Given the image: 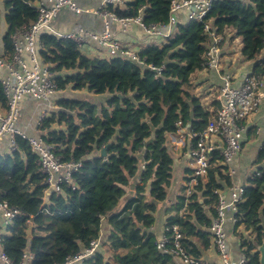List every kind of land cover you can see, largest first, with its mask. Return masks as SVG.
I'll use <instances>...</instances> for the list:
<instances>
[{
  "label": "trees",
  "instance_id": "obj_1",
  "mask_svg": "<svg viewBox=\"0 0 264 264\" xmlns=\"http://www.w3.org/2000/svg\"><path fill=\"white\" fill-rule=\"evenodd\" d=\"M36 1L3 0L8 29L0 57L12 56V33L37 19ZM172 1L127 0L124 7L111 4L109 9L122 18L141 17L146 25L165 24ZM207 23L216 34L234 30L242 38V54L256 61L255 73L264 75V0H215L201 21L181 20L171 37L140 47L139 60L120 53L87 55L73 38L41 34V56L51 64L61 91L57 108L38 128L57 154L81 161L82 166L73 174L75 187L64 183L61 192L46 198L45 178L28 140L19 136L18 149L0 154V200L21 211L10 234L2 238L4 253L14 263L29 250L34 254L32 264H63L68 255L83 251L101 235V247L88 264H177L174 255L157 247L152 228L172 185L174 152L169 134L178 130L179 122L203 130L219 106L214 100L213 109L207 108L192 82L194 74L207 67L211 41ZM68 88L87 95L68 96ZM95 94L105 97L95 101L90 96ZM6 104L0 82V106ZM255 164L245 200L234 214V233L248 264H261L264 143ZM185 172L187 181L194 170ZM197 179L190 195L183 185L166 209L165 228L177 225L186 251L203 258L212 244L210 227L219 191L232 185L218 150L210 153L207 174Z\"/></svg>",
  "mask_w": 264,
  "mask_h": 264
},
{
  "label": "built area",
  "instance_id": "obj_2",
  "mask_svg": "<svg viewBox=\"0 0 264 264\" xmlns=\"http://www.w3.org/2000/svg\"><path fill=\"white\" fill-rule=\"evenodd\" d=\"M39 2L38 17L29 25L15 30L11 37L14 44V52L10 58L0 57V82L7 99L6 107L0 109V143L8 139V152L18 149V137L28 140L31 151L37 156L39 172L44 175L46 184V198L51 192H61L64 183L73 184V174L82 166L81 161L66 160L55 152L54 144L48 142L43 136H31L26 134L18 126L20 116L21 99L29 94L32 97L48 103L50 98L61 90L55 80V72L51 70V64L46 63L41 56V34L52 32L56 36L69 37L76 40L81 46L89 40L97 42L108 49L109 55L124 54L135 60H139L137 50L124 46L119 40L112 37L110 32L111 22L117 21L122 25L137 22L144 28L148 41L165 39L174 34L179 21L202 20L211 9L215 0H173L170 17L165 24L146 25L141 17L122 18L110 11L109 5L122 6L127 0H102L95 13L102 16L105 24L104 30L96 32L80 28L74 32L60 34L52 27V21L60 10L68 7L75 12L83 9L76 0H45ZM48 2V3H47ZM180 13L185 14L181 17ZM214 43L206 51L207 67L220 70V54L217 46L221 35L211 31L209 23L205 26ZM156 43V42H154ZM29 56V60L24 57ZM7 74L3 75L2 70ZM222 85L219 92L220 106L215 110L207 126L201 130H193L190 126L181 125L175 133L187 134L183 144L188 145L187 155L189 164L194 170L190 179L186 181L187 195L194 191L198 183V176L207 174L210 168V153L218 150L223 157V164L228 170L232 185L231 200L227 201L219 191L220 197L216 205V216L211 224L210 231L212 244L217 250L220 264H248L246 255L234 260L229 251L228 234L226 227L228 222L235 223L237 204L245 200L246 184L235 179V170L232 163L243 148L246 126L244 120L256 112L264 103V75L255 72L246 74L241 83L236 85L229 73L222 76ZM50 114V106L43 108L40 113L41 122ZM73 187L74 184H73ZM0 213L4 218V224L10 228L13 226L21 211L11 206L7 201L0 200ZM183 215V212H180ZM105 219V216H102ZM28 222L32 224V220ZM170 233V234H168ZM182 233L177 225L165 228L164 233L157 238V247L164 253L172 254L184 264H213L203 258L190 255L182 244ZM102 244L101 235L90 241L86 248L76 254L68 255L63 264H88L87 260L94 256ZM0 259L5 264L14 263L4 252ZM34 254L26 250L23 259L18 264H32Z\"/></svg>",
  "mask_w": 264,
  "mask_h": 264
},
{
  "label": "crops",
  "instance_id": "obj_3",
  "mask_svg": "<svg viewBox=\"0 0 264 264\" xmlns=\"http://www.w3.org/2000/svg\"><path fill=\"white\" fill-rule=\"evenodd\" d=\"M45 0H37V5L39 2ZM3 6V0H0ZM80 7H82L81 12H75L72 9L65 7L60 10L52 21V27L60 34H65L67 32H74L80 28L93 30L96 32H101L104 30L105 24L103 18L98 13L92 11L97 9L102 0H76ZM48 3V2H47ZM1 6V5H0ZM124 7V5H122ZM181 17H185V14L180 13ZM8 29L6 22L3 23V35ZM110 32L113 38L119 40L124 46L129 48H135L137 51L140 47L148 44H154L164 39H157L154 42L148 41L144 28L137 22H132L128 25H122L117 21L111 22ZM2 35V37H3ZM2 37L0 38V45L2 44ZM166 39V38H165ZM213 40L211 38L210 45H212ZM238 43L237 47L236 44ZM220 54V70L217 71L214 68L206 67L202 70L197 71L192 79L194 85V91L202 97L204 104L209 109H213L212 102L214 100L219 102L218 94L220 92V87L222 85V75L224 73H229L233 77V81L236 85L240 84L243 77L254 72L255 60H248L242 54V38L235 34L232 29H227L224 35H221L220 40L217 43ZM82 50L87 55H98V56H108V49L100 46L97 42L89 40L82 46ZM24 57L29 60V56L24 54ZM2 74L6 75L7 70L3 69ZM59 94L54 95L50 98L48 103L38 100L31 95H25L20 102V116L18 121V126L21 130L26 132V134L31 136H42V131L38 128L40 121V113L43 108L50 106V111L56 106V100ZM218 106V107H219ZM3 107L0 106V109ZM216 110V109H215ZM246 126V131L244 134L243 148L240 154L236 157L232 166L235 170V179L241 183L247 184L249 177L253 174L256 168L253 170L252 166L255 164V158L258 150L264 143V103L261 107L246 118L243 122ZM172 144V150L174 152V170L172 187L170 190V197L167 201H163L159 204V220L155 222L152 230L156 234L157 238L161 236L165 231V225L167 220L166 209L176 200L178 194L180 193L181 187L186 185V176L188 173L185 172L186 168H191L189 164V157L187 155L188 145L183 144V140L187 137V134L181 136L178 133L169 134ZM255 138H252L254 137ZM259 137L258 139H256ZM252 140L253 143L249 144ZM249 144V145H248ZM248 145V150L246 151V146ZM8 152V139L3 140L0 143V154H5ZM256 165V164H255ZM192 169V168H191ZM189 176V175H188ZM138 181V180H137ZM131 191V190H130ZM222 196L227 200H231V190L226 187L220 190ZM104 228L106 224H103L102 233L104 234ZM226 231L228 234V244L229 251L234 260L243 257L244 252L241 249L240 240L234 233L235 224L231 221L228 222ZM10 234V228L6 227L4 224V218L0 213V254L4 252L2 238L5 235ZM31 238V237H30ZM204 260L213 263L220 264V258L217 250L213 246H210L207 251L204 252ZM177 264H184L180 259H177ZM0 264H5L0 259Z\"/></svg>",
  "mask_w": 264,
  "mask_h": 264
},
{
  "label": "rangeland",
  "instance_id": "obj_4",
  "mask_svg": "<svg viewBox=\"0 0 264 264\" xmlns=\"http://www.w3.org/2000/svg\"><path fill=\"white\" fill-rule=\"evenodd\" d=\"M0 38L2 37V35H3V23L5 22V20H4V13H5V11H4V8H3V6H2V3L0 2ZM177 31V27L175 28V30H174V33ZM238 36V35H237ZM237 45H238V43L236 44V47H237ZM65 94H67L68 96H71V95H75V94H80V95H87L86 93H85V91L83 92H81V91H77V92H74L72 89H70V88H68L67 90H65ZM91 96V98L93 99V100H95V101H101V100H103L104 99V95H101V94H99V95H90ZM261 107V106H260ZM259 107V108H260ZM252 138H255V136L254 137H252ZM259 137H257L256 139H258ZM253 141L254 140H252L249 144H252L253 143ZM248 144V145H249ZM248 145L246 146V151L248 150ZM256 168V165L254 164L253 166H252V169L254 170ZM139 183H140V181H139ZM172 187V186H171ZM171 187H170V189H169V191L171 190ZM169 197H170V193H169ZM169 197L167 198V199H169ZM167 199L165 200V201H167ZM163 202V201H162ZM124 204H125V200L123 199L122 201H121V203H120V207L122 208L123 206H124ZM159 220V210L157 211V214H156V221H158Z\"/></svg>",
  "mask_w": 264,
  "mask_h": 264
},
{
  "label": "water",
  "instance_id": "obj_5",
  "mask_svg": "<svg viewBox=\"0 0 264 264\" xmlns=\"http://www.w3.org/2000/svg\"><path fill=\"white\" fill-rule=\"evenodd\" d=\"M105 152H106V147L102 148L101 154L104 155ZM258 249L261 253L260 262L261 264H264V238H263V242L259 245Z\"/></svg>",
  "mask_w": 264,
  "mask_h": 264
}]
</instances>
